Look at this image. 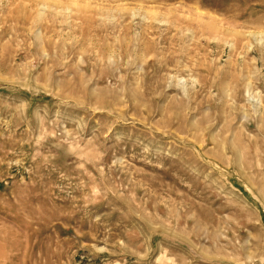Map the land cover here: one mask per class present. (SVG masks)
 Masks as SVG:
<instances>
[{
  "label": "rangeland",
  "instance_id": "obj_1",
  "mask_svg": "<svg viewBox=\"0 0 264 264\" xmlns=\"http://www.w3.org/2000/svg\"><path fill=\"white\" fill-rule=\"evenodd\" d=\"M0 264H264V0H0Z\"/></svg>",
  "mask_w": 264,
  "mask_h": 264
}]
</instances>
